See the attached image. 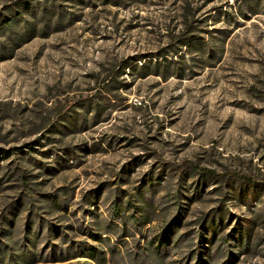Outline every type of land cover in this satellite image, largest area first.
Segmentation results:
<instances>
[{
    "label": "rangeland",
    "instance_id": "obj_1",
    "mask_svg": "<svg viewBox=\"0 0 264 264\" xmlns=\"http://www.w3.org/2000/svg\"><path fill=\"white\" fill-rule=\"evenodd\" d=\"M0 264H264V0H0Z\"/></svg>",
    "mask_w": 264,
    "mask_h": 264
},
{
    "label": "trees",
    "instance_id": "obj_2",
    "mask_svg": "<svg viewBox=\"0 0 264 264\" xmlns=\"http://www.w3.org/2000/svg\"><path fill=\"white\" fill-rule=\"evenodd\" d=\"M197 43L198 42L196 41V39H191L188 41L184 40L181 42L180 46L190 48V47H194L195 44H197ZM150 62L151 61L143 63L141 67H148L151 64ZM155 66H158V65H155ZM156 69H157V67L154 68V70H153L154 74H151V75H157ZM145 76L146 75H144L143 77H145ZM147 184L152 185L153 183H151V180H149V182L147 181ZM121 209H122V205L118 200H114V201L110 202V205L108 208V215H109V223L110 224H114L115 222H119ZM211 217L209 219L207 217L201 222L200 226L202 229H205V227L207 228L210 226H211L210 228H212L214 218H213V216H211ZM136 221H137V219H135V222ZM92 237L95 238V241L102 239L101 236L98 234H96V235L94 234ZM161 243L169 246L170 241L168 239H165V240H162ZM88 257H90L91 259H94V261L98 262L99 258L96 257V252L94 250L92 251V253L88 254Z\"/></svg>",
    "mask_w": 264,
    "mask_h": 264
}]
</instances>
